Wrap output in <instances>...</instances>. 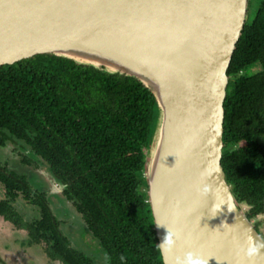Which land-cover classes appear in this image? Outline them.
Masks as SVG:
<instances>
[{"label": "trees", "instance_id": "1", "mask_svg": "<svg viewBox=\"0 0 264 264\" xmlns=\"http://www.w3.org/2000/svg\"><path fill=\"white\" fill-rule=\"evenodd\" d=\"M227 75L222 167L237 204L255 216L264 212V0L250 2ZM158 116L154 95L133 78L54 55L0 66V149L15 153L0 162V218L52 262L164 264L144 179ZM46 178L65 186L60 195L98 252L85 233L80 251L61 230Z\"/></svg>", "mask_w": 264, "mask_h": 264}, {"label": "water", "instance_id": "2", "mask_svg": "<svg viewBox=\"0 0 264 264\" xmlns=\"http://www.w3.org/2000/svg\"><path fill=\"white\" fill-rule=\"evenodd\" d=\"M251 1L0 0V66L54 55L133 78L154 95L159 116L144 179L159 244L166 226L179 237L161 252L164 264L187 251L208 264H264V254L238 255L246 229L262 237L222 167L227 72ZM205 185L208 196L198 191ZM226 195L237 210L225 204L211 214Z\"/></svg>", "mask_w": 264, "mask_h": 264}, {"label": "rangeland", "instance_id": "3", "mask_svg": "<svg viewBox=\"0 0 264 264\" xmlns=\"http://www.w3.org/2000/svg\"><path fill=\"white\" fill-rule=\"evenodd\" d=\"M260 0H252V4L258 3ZM10 149H0V162L9 161L14 157V152H9ZM18 159V156H16ZM10 162V161H9ZM42 175H46L41 171ZM46 180V179H45ZM47 181V180H46ZM50 203L52 209L56 212V216L61 223V230L65 235H69L72 244L76 249L82 251L80 247L81 242L76 239L81 233H85V242L91 249L98 252L99 247L91 236L85 232L84 222L80 214L77 213L75 208L60 195L62 189L56 187L49 189ZM56 195H59L56 197ZM61 196V197H60ZM4 198V191L0 184V200ZM20 208L27 214V218H31L35 213L31 206L26 204L25 201L19 200ZM243 208H248L243 205ZM262 217L257 218L255 221H260ZM264 232V227H263ZM28 236L24 230H16L10 223L5 222L0 218V259L4 264H61L59 262H52L45 255L44 249L38 244H28ZM78 243V244H77ZM92 249V250H93Z\"/></svg>", "mask_w": 264, "mask_h": 264}, {"label": "clouds", "instance_id": "4", "mask_svg": "<svg viewBox=\"0 0 264 264\" xmlns=\"http://www.w3.org/2000/svg\"><path fill=\"white\" fill-rule=\"evenodd\" d=\"M198 191L201 193V195L208 196L210 192L209 186L205 185L203 188H198ZM225 204L227 205L229 212L237 210L232 196L226 195V197H222L219 199L215 198V203L211 208V214L215 215L222 209V206H224ZM166 228L167 234L163 238V242L158 245V248L163 254H170L175 247L176 241L179 237L176 232L172 231L167 226ZM246 231L249 232V235L245 238L244 243L239 246L238 255L242 253L246 259L251 261L258 255L264 254V240L258 237L254 238L250 234L251 228L246 229ZM121 259L123 260V257ZM208 260L209 258H205L198 252L187 251L183 254V256H176L174 264H208Z\"/></svg>", "mask_w": 264, "mask_h": 264}, {"label": "flooded vegetation", "instance_id": "5", "mask_svg": "<svg viewBox=\"0 0 264 264\" xmlns=\"http://www.w3.org/2000/svg\"><path fill=\"white\" fill-rule=\"evenodd\" d=\"M45 177H47V176L45 175ZM46 180H47V183L49 185L48 186L49 188L56 187L57 189H59V188L62 189V185L59 184V183H57L54 179H52V178H46ZM56 197H58V195H56ZM240 205L242 206V209L244 210V213L247 216V218L253 223L255 229L257 230V232L259 233V235L264 240V232H263V227H264V212L261 213V214H257L255 216L254 215L252 216V210H253V206L252 205H248V204H240ZM243 205L247 206L248 208L247 209L246 208H243ZM259 217H262L261 220L258 221V222L255 221Z\"/></svg>", "mask_w": 264, "mask_h": 264}]
</instances>
